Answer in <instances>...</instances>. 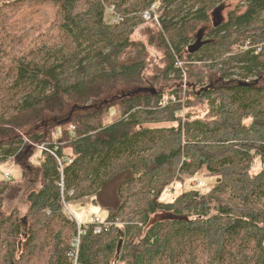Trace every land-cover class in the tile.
Instances as JSON below:
<instances>
[{
	"label": "trees",
	"instance_id": "trees-1",
	"mask_svg": "<svg viewBox=\"0 0 264 264\" xmlns=\"http://www.w3.org/2000/svg\"><path fill=\"white\" fill-rule=\"evenodd\" d=\"M23 134L111 223L76 264H264V0H0V163ZM38 170L23 214L0 180V264L75 262L59 162Z\"/></svg>",
	"mask_w": 264,
	"mask_h": 264
},
{
	"label": "rangeland",
	"instance_id": "rangeland-1",
	"mask_svg": "<svg viewBox=\"0 0 264 264\" xmlns=\"http://www.w3.org/2000/svg\"><path fill=\"white\" fill-rule=\"evenodd\" d=\"M80 6L86 7V4L82 3ZM110 13L112 14L111 11ZM46 17L48 16L46 14H43V18ZM215 19L218 20V17H216ZM144 25L147 24L145 23ZM150 25L151 27H155L153 23ZM199 34L205 35L206 29L202 28ZM137 36H141L144 39L148 37V32H145L143 25L138 28V33L135 35V37ZM149 50L152 53V55L156 57L157 63H160L161 58L163 56L162 49L157 47L155 44L151 43L149 45ZM185 78H187L186 74L184 75L183 79ZM129 91L130 89L127 88L123 92L126 93ZM123 92H119L115 96L119 97ZM116 100H118L117 97L114 98V102H116ZM107 103H111V102L108 101ZM108 114L109 115L106 116L105 119L107 122L120 118L121 112L119 105L115 104L114 106H112ZM163 125L165 124L149 123V126L152 127L163 126ZM166 125H171V123L169 122ZM16 129L19 130L18 128ZM19 132L22 133L21 130H19ZM22 136L24 137L26 142L22 147V150L18 154V156L10 157L0 163V180H4V183L7 185L4 193L5 204L11 206V208L13 207L21 211L19 212L20 214H23L25 208L28 206V202L25 198L26 192L32 189H39L41 186L40 181L38 179L37 180L35 179L37 178L39 173L38 165H39L40 157L42 155L41 150H43L41 145L39 144L31 145L28 137H26L25 134H23ZM24 170H26L28 173L26 176L23 175ZM9 171L11 172V177L7 178L5 176V173ZM192 179H193L191 183L192 186H198L196 185L197 179L204 181L205 185L203 187L211 186L212 182H214V178L212 176H207L206 178H204L202 175H200L197 177L195 176ZM165 196H168V193H166ZM69 203L72 211L76 213V215L83 221H86L91 214H97L102 219H104L106 216L104 207L99 203L93 202L92 198L89 196L83 197L81 199H71Z\"/></svg>",
	"mask_w": 264,
	"mask_h": 264
},
{
	"label": "built area",
	"instance_id": "built-area-1",
	"mask_svg": "<svg viewBox=\"0 0 264 264\" xmlns=\"http://www.w3.org/2000/svg\"><path fill=\"white\" fill-rule=\"evenodd\" d=\"M113 7H111V10L113 11ZM155 11V4H152L150 8L146 9L143 11V17L145 19H151L152 16H154L155 19H157V15L154 13ZM121 15H118V18L121 19ZM260 49V47H259ZM185 92H186V88H183V96L181 97V99H178L180 103H182V105L185 104ZM173 99L175 100V98L173 97ZM182 115H184L185 110L184 108L181 110L180 112ZM42 149L51 152L57 159V161L59 162L60 165V174H61V179L58 181V185L60 187L61 190V198L62 201L64 203V210L66 211V213L68 214V218L73 220L76 223V227H77V233L75 235V237L73 238V242H72V249H71V257L72 259L75 260L74 264H76L77 259H78V254H79V245H80V239L82 234H84L86 232V226L88 225L86 222L80 221L78 219V217L74 214V212H72L71 208L68 205V202L66 200V195L68 194H72L73 190H67V187L65 185L64 182V168H63V163L67 162V161H71L70 157H62L60 156L57 151L56 148L52 149L50 148L47 144H41ZM197 183L199 185H203L204 182L201 180H197ZM89 223L93 225V233L95 235H98L101 230L103 229V227H108L109 224L111 223H107L102 221L98 216L92 215L89 219ZM122 264V263H119Z\"/></svg>",
	"mask_w": 264,
	"mask_h": 264
},
{
	"label": "water",
	"instance_id": "water-1",
	"mask_svg": "<svg viewBox=\"0 0 264 264\" xmlns=\"http://www.w3.org/2000/svg\"><path fill=\"white\" fill-rule=\"evenodd\" d=\"M200 36H199V39L195 42V44L191 45L190 46V50H195V49H198V47L200 46ZM12 264H15L14 262H12Z\"/></svg>",
	"mask_w": 264,
	"mask_h": 264
},
{
	"label": "bare ground",
	"instance_id": "bare-ground-1",
	"mask_svg": "<svg viewBox=\"0 0 264 264\" xmlns=\"http://www.w3.org/2000/svg\"><path fill=\"white\" fill-rule=\"evenodd\" d=\"M185 75V73H184ZM183 88L187 87V78L183 79V83H182Z\"/></svg>",
	"mask_w": 264,
	"mask_h": 264
}]
</instances>
